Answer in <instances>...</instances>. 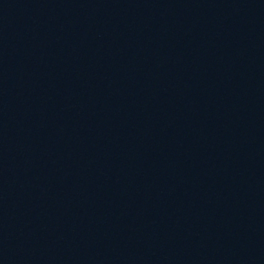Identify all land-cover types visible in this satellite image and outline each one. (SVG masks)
<instances>
[{
	"label": "water",
	"instance_id": "obj_1",
	"mask_svg": "<svg viewBox=\"0 0 264 264\" xmlns=\"http://www.w3.org/2000/svg\"><path fill=\"white\" fill-rule=\"evenodd\" d=\"M0 264H264V0H0Z\"/></svg>",
	"mask_w": 264,
	"mask_h": 264
}]
</instances>
